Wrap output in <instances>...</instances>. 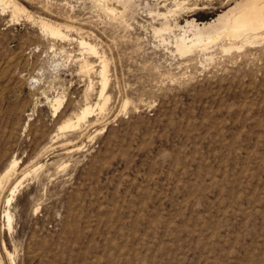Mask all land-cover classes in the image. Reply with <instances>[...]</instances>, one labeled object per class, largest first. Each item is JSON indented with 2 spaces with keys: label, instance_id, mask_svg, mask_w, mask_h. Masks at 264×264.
<instances>
[{
  "label": "rangeland",
  "instance_id": "374dc122",
  "mask_svg": "<svg viewBox=\"0 0 264 264\" xmlns=\"http://www.w3.org/2000/svg\"><path fill=\"white\" fill-rule=\"evenodd\" d=\"M13 1L23 11H0V173L13 157L28 172L9 204L1 192L0 262L6 246L16 264H264V34L228 52L173 46L175 21L239 0H187L158 35L173 0H109L121 20L94 0ZM79 36L107 60L108 100L60 132L101 89Z\"/></svg>",
  "mask_w": 264,
  "mask_h": 264
},
{
  "label": "bare ground",
  "instance_id": "6f19581e",
  "mask_svg": "<svg viewBox=\"0 0 264 264\" xmlns=\"http://www.w3.org/2000/svg\"><path fill=\"white\" fill-rule=\"evenodd\" d=\"M94 1L98 3V6L101 5V7L99 8H103L106 11V14L108 13L110 16L113 17V19H118V20L122 19L125 9L123 11H118L115 7L110 6L109 0H94ZM186 3H187V0H173L174 8L167 9L165 13L158 12L157 15L162 16L164 19V22L162 23L160 28L159 27L154 28V32L158 35L166 31H172L173 27H172V24H170L168 17L175 15V13L177 12H180L186 9H191L190 7L185 5ZM197 5H198L197 3H194L193 9H199ZM0 8H1L0 11H3V12L6 8H12L13 12L22 10L18 8L17 4L13 0H0ZM203 8H207V7L204 5ZM184 21H186L185 27L180 26L181 24L179 25L177 21H175L173 25L175 28H178L179 30H181L180 33L176 34L173 38V46L175 48V51L181 57L188 56L197 49L207 50L209 45L211 44L214 45V43H216L217 41H219L218 43H220L221 41L226 42L225 45H222L224 51L228 52L231 49H241L248 44L250 45L254 42H258L257 40L261 37V35L264 34V0H239V1L234 2L232 6H228L227 9L223 8V10L218 14L217 17L209 21L198 22V21H195L194 19H191L190 21L189 20L188 21L184 20ZM38 22H39L40 28L47 35H50L55 38H60V39H65L66 37H69L68 36L69 34L64 32L62 28L60 27L61 24L56 25V24L47 22L45 20H40ZM66 28H69V27L66 26ZM77 42L79 46L82 48V50L86 51V53H89L94 56L98 55L99 52H97L98 50L96 49L95 45L87 41L86 38L79 36V38L77 39ZM97 57L100 62V69L98 72L100 76V83H101V89L99 88L100 93L98 92L99 99L94 105L87 103L85 106L81 107L77 112L72 114L71 118H68L67 120L65 119L61 124H59L58 127H59L60 132L61 131L65 132L67 130L73 131V130L78 129L79 126L82 124V122H85L88 120V117L92 115L95 109H99L101 113V111L106 106L108 97L105 96L104 92L106 90L105 88L108 83L107 60L104 57V55H98ZM211 57L212 55H210L209 58ZM92 68H93V64L89 60L84 59L81 61L80 63L81 71L90 72ZM35 80H32V82ZM64 98L65 97L63 95H58L50 101V106L52 108L54 115L57 116L58 113L62 110L61 108H63ZM13 158H12V161L8 164V166L4 168L3 171L0 173V200H1V194H2L1 192L4 190V188L7 187L9 189V194H7L8 196L6 195L7 197L5 199L6 204H9L11 200L14 199L13 196L15 195V192L19 190L18 187L22 184L23 179L26 175V171H27L26 169H24L25 168L24 166L23 168L19 164L20 161L18 159H13ZM38 166L39 165H37V167ZM30 173L32 174V172ZM21 175L23 176L21 177ZM10 212L11 211H9L8 209L3 210V217L6 219L5 221L9 229H11L12 227V219H13ZM3 248H4V251H6L5 253H7L6 255L8 256V260L10 258V264H16L15 260L13 259L14 257H12V254H10L6 250V246H3ZM0 264H2V262H0Z\"/></svg>",
  "mask_w": 264,
  "mask_h": 264
}]
</instances>
